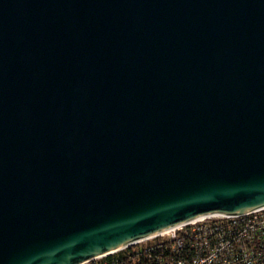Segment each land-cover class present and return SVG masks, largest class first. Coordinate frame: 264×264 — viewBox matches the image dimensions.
<instances>
[{"label": "water", "instance_id": "1", "mask_svg": "<svg viewBox=\"0 0 264 264\" xmlns=\"http://www.w3.org/2000/svg\"><path fill=\"white\" fill-rule=\"evenodd\" d=\"M263 206L264 0H0V264Z\"/></svg>", "mask_w": 264, "mask_h": 264}, {"label": "built area", "instance_id": "2", "mask_svg": "<svg viewBox=\"0 0 264 264\" xmlns=\"http://www.w3.org/2000/svg\"><path fill=\"white\" fill-rule=\"evenodd\" d=\"M80 264H264V206L199 217Z\"/></svg>", "mask_w": 264, "mask_h": 264}]
</instances>
